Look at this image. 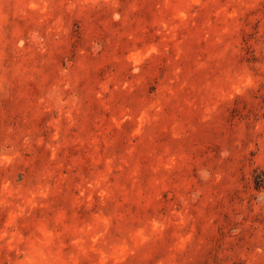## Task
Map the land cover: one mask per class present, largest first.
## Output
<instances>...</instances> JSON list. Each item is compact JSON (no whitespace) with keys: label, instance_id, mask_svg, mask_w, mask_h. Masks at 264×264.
<instances>
[{"label":"rangeland","instance_id":"obj_1","mask_svg":"<svg viewBox=\"0 0 264 264\" xmlns=\"http://www.w3.org/2000/svg\"><path fill=\"white\" fill-rule=\"evenodd\" d=\"M0 264H264V0H0Z\"/></svg>","mask_w":264,"mask_h":264}]
</instances>
